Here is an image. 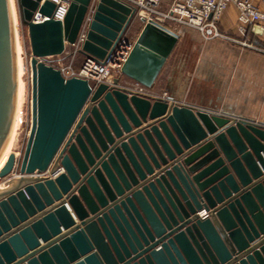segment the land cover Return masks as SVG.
<instances>
[{
  "label": "water",
  "instance_id": "1",
  "mask_svg": "<svg viewBox=\"0 0 264 264\" xmlns=\"http://www.w3.org/2000/svg\"><path fill=\"white\" fill-rule=\"evenodd\" d=\"M88 3L72 0L61 21L52 2L19 0L31 125L18 176L0 187V264H264V124L140 95L119 77L93 88L65 78L44 59L74 45ZM35 12L46 19L33 21ZM133 16L119 0H99L77 51L102 59ZM178 37L146 21L121 74L152 87ZM15 103L13 32L0 0V156ZM15 167L11 153L0 178Z\"/></svg>",
  "mask_w": 264,
  "mask_h": 264
},
{
  "label": "crops",
  "instance_id": "2",
  "mask_svg": "<svg viewBox=\"0 0 264 264\" xmlns=\"http://www.w3.org/2000/svg\"><path fill=\"white\" fill-rule=\"evenodd\" d=\"M169 1L162 0L161 7L167 8ZM236 22L237 10L230 4L221 15L219 28L264 47V33L257 40L243 36L237 32ZM173 30L179 35L177 43L149 88L150 93L165 92L169 100L179 104L264 124V54L221 38L204 40L187 26ZM125 80L122 76L121 87L132 86L130 78L125 76ZM13 173L8 178L14 177Z\"/></svg>",
  "mask_w": 264,
  "mask_h": 264
},
{
  "label": "built area",
  "instance_id": "3",
  "mask_svg": "<svg viewBox=\"0 0 264 264\" xmlns=\"http://www.w3.org/2000/svg\"><path fill=\"white\" fill-rule=\"evenodd\" d=\"M15 1L18 6L19 0ZM48 1L54 4L52 17L62 21L72 0ZM98 1L89 0L81 29L73 45L77 49L85 38L88 23L92 19ZM119 1L134 8V15L143 24L146 21L152 20L172 30L178 26H187L196 30L204 40L221 38L240 47L248 48L253 52L264 54V47L254 43L251 41L252 39L249 40L246 37L239 38L229 35L222 31L218 25L223 11L232 4L237 10V32L243 36L248 35L250 38L259 39L264 33V0H259V3H256L254 0H170L167 8H161L162 0ZM141 12L145 14L140 15ZM44 19H46L45 16L35 12L33 21H42ZM167 23H170L171 26ZM133 42L134 40L130 41L123 35L113 49L102 59L84 57L77 71L72 69L65 71L63 68H59V70L65 78L79 77L86 79L91 88L99 83L110 85L113 83L114 77L121 79L123 76L120 72V67L128 56ZM127 89L150 98H168L165 92L160 95L151 94L149 88L136 82ZM169 102L179 104L172 100H169Z\"/></svg>",
  "mask_w": 264,
  "mask_h": 264
},
{
  "label": "rangeland",
  "instance_id": "4",
  "mask_svg": "<svg viewBox=\"0 0 264 264\" xmlns=\"http://www.w3.org/2000/svg\"><path fill=\"white\" fill-rule=\"evenodd\" d=\"M17 14H18V35L20 38L21 49H22L21 51L22 62L21 63L23 67L22 80L24 84L23 88H24L25 102H24V107H23L24 120L21 125L22 128H20V130L18 131L16 135L17 143H16V146L14 147V151L16 154V167L13 170L14 172L13 174L18 173L17 164L19 162V159L25 147V143L29 135L30 125H31V69L29 65V59L31 56V52H30L27 24L26 23L24 24L22 22L21 9H20L19 4L17 6ZM167 24L171 26L170 23H167ZM142 26H143V22L137 16L134 15L124 33V36L128 40L133 41L138 35ZM76 49L77 48H75L73 45L67 44L65 51L62 54L46 57L44 60L46 63L54 66L55 68H58V69L63 68L65 71L69 69L77 71L79 67L81 66V63L84 57ZM123 80H125V76H123ZM130 83L134 84V81L131 80ZM4 180L0 179V183H2Z\"/></svg>",
  "mask_w": 264,
  "mask_h": 264
},
{
  "label": "bare ground",
  "instance_id": "5",
  "mask_svg": "<svg viewBox=\"0 0 264 264\" xmlns=\"http://www.w3.org/2000/svg\"><path fill=\"white\" fill-rule=\"evenodd\" d=\"M8 3V9H9V15H10V21H11V27L13 32V41H14V52H15V62H16V103H15V111H14V118L12 122V129L10 132V135L8 137V140L5 144V149L0 156V169L5 164L9 154H14L15 163H16V154L14 151V147L16 146V135L18 131L20 130L21 125L24 120V102H25V95H24V88H23V80H22V73H23V67H22V56H21V43L20 38L18 35V14H17V5L15 0H7ZM144 12H141L140 15H144ZM62 170L56 172L53 175H49L48 172L40 174L43 176H50L51 178H54L57 174L61 173ZM13 171L10 173L12 174ZM9 174V175H10ZM9 175L6 177L0 178L2 180H5L0 183V187L3 188L6 186L5 181L8 179ZM18 176V173L15 174V177ZM207 211L204 209L199 211V215L201 217L205 216ZM75 221L78 222V219L75 218ZM41 242V241H40ZM42 243V242H41Z\"/></svg>",
  "mask_w": 264,
  "mask_h": 264
},
{
  "label": "trees",
  "instance_id": "6",
  "mask_svg": "<svg viewBox=\"0 0 264 264\" xmlns=\"http://www.w3.org/2000/svg\"><path fill=\"white\" fill-rule=\"evenodd\" d=\"M22 19V18H21ZM22 22L25 24L26 22L22 19Z\"/></svg>",
  "mask_w": 264,
  "mask_h": 264
}]
</instances>
